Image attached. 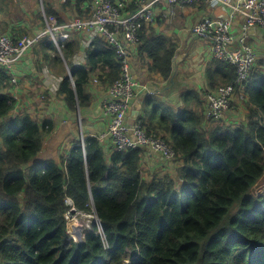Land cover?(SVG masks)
I'll use <instances>...</instances> for the list:
<instances>
[{
	"label": "trees",
	"instance_id": "trees-1",
	"mask_svg": "<svg viewBox=\"0 0 264 264\" xmlns=\"http://www.w3.org/2000/svg\"><path fill=\"white\" fill-rule=\"evenodd\" d=\"M43 1L47 16L67 23L55 0ZM91 1L67 0L65 8L73 6L83 17ZM145 26L140 53L149 57L151 73L168 80L175 45L164 36H147ZM77 33L61 49L52 38L45 40L55 54L46 51L45 58L60 65L64 58L69 65L70 74L63 66L59 95L73 115L78 103L82 113L91 105L87 88L94 73L108 88L121 76L115 50L100 38L85 65L71 64L80 49ZM216 64L223 71L219 87L232 84L235 67ZM12 76L0 66V264H264V191L255 193L264 178L261 70L253 71L250 86L248 81L247 100L234 102L220 120L207 118L208 106L176 114L164 131L138 118L149 134L175 149V177L146 172L145 150L111 146L109 153L98 136H86L84 145L77 136L58 158L40 161L56 122L27 110L15 113L16 101L6 93ZM68 199L76 211L101 219L108 249L96 227L78 243L69 239Z\"/></svg>",
	"mask_w": 264,
	"mask_h": 264
},
{
	"label": "crops",
	"instance_id": "crops-1",
	"mask_svg": "<svg viewBox=\"0 0 264 264\" xmlns=\"http://www.w3.org/2000/svg\"><path fill=\"white\" fill-rule=\"evenodd\" d=\"M66 2L67 0H55L54 8L62 17L68 19L67 22L86 18V15L78 16L73 6L65 8ZM42 3L44 4L43 0H0V34L11 35L16 40L21 36H25L22 38L24 39L43 34L47 25ZM32 5L35 9L41 5L42 12L28 11ZM225 10L221 8L218 10V7H212L206 2L186 7H177L165 2L157 4L155 21L145 26L147 28L145 33L147 36L167 37L175 45L173 73L168 80L151 73L147 54L140 53V50L137 53L133 52V74L140 84L148 87V91L134 99L127 116L129 124L135 123L140 117L147 121L149 126L154 125V129L164 131L162 125H172L176 114L189 110L199 113L207 108L208 96L223 82V71L218 68L212 56L211 43L199 38L194 32V27L203 18L216 17L225 13L227 11ZM241 21L242 16L238 15L235 26ZM72 31L67 32L71 34ZM77 32L80 49L70 63L81 66L86 64L88 51L92 48L94 40H91L90 35L85 31ZM49 38L51 39L49 35L42 36L34 48L16 64L11 73L12 78L18 79V82L11 83L6 91L16 101L15 113L27 110L42 120L54 119L56 122L54 132L46 138L44 150L38 158L40 161L51 157L58 158L60 150L70 149L77 136L82 138V133L84 138L102 137L109 131L110 123L104 108V103L110 96V87L101 84L97 79L98 72L92 75V82L87 88L92 102L83 113L80 110L81 119L78 113L73 115L68 111L63 96L59 95V89L63 81L61 75L63 66L70 74L69 65L61 53L62 65L45 58L46 51L48 54L52 53V58H55V54L50 52L51 49L45 44V40ZM251 43L257 55L254 71L261 70L264 75V32L254 29L251 33ZM249 83L250 86L252 81ZM148 99L151 100L150 103H147ZM235 102L240 103L238 100ZM232 110L226 112L224 117ZM240 118L245 119L243 112ZM103 144L109 152L112 146L111 140L105 139ZM145 151L148 157H145L142 167L146 172L157 173L160 177L176 176V167L172 161L164 159L159 154Z\"/></svg>",
	"mask_w": 264,
	"mask_h": 264
},
{
	"label": "built area",
	"instance_id": "built-area-1",
	"mask_svg": "<svg viewBox=\"0 0 264 264\" xmlns=\"http://www.w3.org/2000/svg\"><path fill=\"white\" fill-rule=\"evenodd\" d=\"M163 2L177 7L206 2L212 7H218V10H227L216 17L203 18L194 27L199 38L211 43L213 58L230 63L236 69V78L232 84L221 86L208 96L207 118L220 120L233 109L236 100L240 103L247 100V84L257 64L251 33L254 29L264 32V0H92L87 4L86 18L63 25L59 24L56 16H47L43 10L47 25L43 34L26 37L18 42L8 35L0 34V66L12 71L44 35H50L59 49L69 39L70 33L67 31L70 30L85 31L91 40L102 39L115 50L121 63V76L109 88L110 96L104 103L110 123L109 131L100 140L109 138L112 146L120 151L148 150L173 162L176 151L172 145L154 133L149 134L141 120L133 124L127 122L134 99L148 91V87L140 84L133 74L132 55L142 45L143 26L155 21L156 6ZM130 7L136 10L132 12ZM238 15L242 16V21L235 26ZM12 81L16 84L18 79L13 78ZM67 205L70 210L65 218L68 224L72 219L75 222V225L68 226L69 239L78 243L80 233L96 227L108 249L101 219L95 213H73L75 205L71 199L67 200ZM82 215L92 216V225L79 224L76 219ZM126 262L130 263V260Z\"/></svg>",
	"mask_w": 264,
	"mask_h": 264
},
{
	"label": "rangeland",
	"instance_id": "rangeland-1",
	"mask_svg": "<svg viewBox=\"0 0 264 264\" xmlns=\"http://www.w3.org/2000/svg\"><path fill=\"white\" fill-rule=\"evenodd\" d=\"M57 2V1H56ZM37 9H35V6H31L30 8H28V11H41L42 12V8H41V5L40 6H37L36 7ZM260 62V61H259ZM262 191H264V178H263V180L258 184V186L255 188V193H257V194H259V193H261ZM87 214H89V213H87ZM93 217L92 216H90V215H82V216H80V217H78L77 219H76V221L77 222H79V224H82V225H85L86 223H89L90 225H92V223L91 222H93V219H92ZM73 225H75V222H74V219H72L71 221H69V224H68V226H73Z\"/></svg>",
	"mask_w": 264,
	"mask_h": 264
},
{
	"label": "water",
	"instance_id": "water-1",
	"mask_svg": "<svg viewBox=\"0 0 264 264\" xmlns=\"http://www.w3.org/2000/svg\"><path fill=\"white\" fill-rule=\"evenodd\" d=\"M42 5H43V8H44V4L42 3ZM137 113V112H136ZM80 115H81V113H80V107H79V103H78V117H79V119H81V117H80ZM82 138H81V140H82V143H83V145H84V137H83V133H82ZM73 213H76V209L75 210H73ZM82 233H80L79 234V238H80V240L82 239Z\"/></svg>",
	"mask_w": 264,
	"mask_h": 264
}]
</instances>
